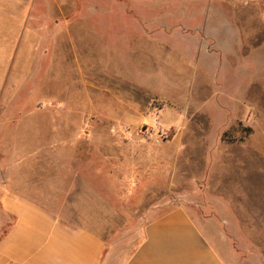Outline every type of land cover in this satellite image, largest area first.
Instances as JSON below:
<instances>
[{
	"label": "rangeland",
	"instance_id": "rangeland-1",
	"mask_svg": "<svg viewBox=\"0 0 264 264\" xmlns=\"http://www.w3.org/2000/svg\"><path fill=\"white\" fill-rule=\"evenodd\" d=\"M63 8L70 25L57 75L0 76V133L46 139L0 149L41 147L62 167L77 154L79 195L93 169L107 192L94 188L96 201L128 216L110 221L111 243L128 254L150 218L184 206L228 264H264V76L252 47L228 46L225 57L213 39L200 44L198 30L183 28L182 0H63ZM7 66L0 53L1 74Z\"/></svg>",
	"mask_w": 264,
	"mask_h": 264
},
{
	"label": "crops",
	"instance_id": "crops-1",
	"mask_svg": "<svg viewBox=\"0 0 264 264\" xmlns=\"http://www.w3.org/2000/svg\"><path fill=\"white\" fill-rule=\"evenodd\" d=\"M1 11L8 17L0 22V53L8 62L6 73H0L4 82L15 75L56 76L62 29L70 25L63 0H0ZM181 16L183 28L198 30L200 44L213 39L224 56L228 46L248 44L249 58L264 76V63L259 62L264 60V0H182ZM190 74L181 76L184 91L190 90ZM45 139L41 134L0 133V141L6 142ZM47 157L41 147L17 150L7 144L0 149V264H228L184 206L150 218L143 239L126 253L125 247L111 243L110 221L128 216L111 210L106 199L96 201L93 189L103 186L94 180V170L88 168V191L80 196L78 190L84 185L78 155L72 156L75 164L65 167L51 161L49 165ZM51 183L55 186L49 187ZM131 185L135 188L137 182ZM79 197L86 198L85 209L80 208ZM135 205H143V200Z\"/></svg>",
	"mask_w": 264,
	"mask_h": 264
}]
</instances>
